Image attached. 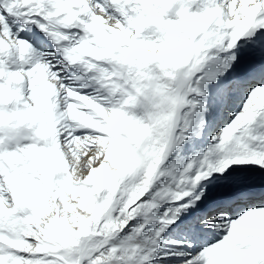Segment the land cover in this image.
Instances as JSON below:
<instances>
[{
    "label": "snow or ice",
    "instance_id": "6c2138e0",
    "mask_svg": "<svg viewBox=\"0 0 264 264\" xmlns=\"http://www.w3.org/2000/svg\"><path fill=\"white\" fill-rule=\"evenodd\" d=\"M0 264H264V0H0Z\"/></svg>",
    "mask_w": 264,
    "mask_h": 264
}]
</instances>
